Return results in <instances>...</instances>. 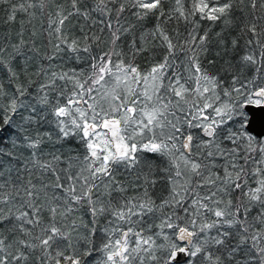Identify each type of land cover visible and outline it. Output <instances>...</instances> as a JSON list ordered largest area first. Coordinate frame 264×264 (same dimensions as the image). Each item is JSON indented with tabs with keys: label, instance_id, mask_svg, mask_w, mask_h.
Instances as JSON below:
<instances>
[{
	"label": "snow or ice",
	"instance_id": "obj_1",
	"mask_svg": "<svg viewBox=\"0 0 264 264\" xmlns=\"http://www.w3.org/2000/svg\"><path fill=\"white\" fill-rule=\"evenodd\" d=\"M0 24V264H264V0Z\"/></svg>",
	"mask_w": 264,
	"mask_h": 264
},
{
	"label": "trees",
	"instance_id": "obj_2",
	"mask_svg": "<svg viewBox=\"0 0 264 264\" xmlns=\"http://www.w3.org/2000/svg\"><path fill=\"white\" fill-rule=\"evenodd\" d=\"M149 23L151 24V21H150ZM4 30H5V25L0 24V31H4ZM216 30H219V29L217 28ZM216 59H217V58L215 57L214 53L211 54V55H209V56L206 57V59H205V66H207V61H208V60H216ZM97 243H99V241H97ZM95 256H96V254L94 253V255H93V259H95ZM90 264H91V262H90Z\"/></svg>",
	"mask_w": 264,
	"mask_h": 264
}]
</instances>
